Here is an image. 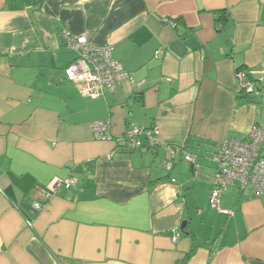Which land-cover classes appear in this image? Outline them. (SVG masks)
I'll return each instance as SVG.
<instances>
[{"label": "crops", "instance_id": "obj_1", "mask_svg": "<svg viewBox=\"0 0 264 264\" xmlns=\"http://www.w3.org/2000/svg\"><path fill=\"white\" fill-rule=\"evenodd\" d=\"M63 32L112 45L129 79L82 96ZM261 122L264 0H0V264H264V190L208 202L211 154ZM154 126L153 149L123 146Z\"/></svg>", "mask_w": 264, "mask_h": 264}, {"label": "built area", "instance_id": "obj_2", "mask_svg": "<svg viewBox=\"0 0 264 264\" xmlns=\"http://www.w3.org/2000/svg\"><path fill=\"white\" fill-rule=\"evenodd\" d=\"M62 37L65 48L76 55V59L64 69V76L78 87L82 96L92 99L103 97L107 92H114L123 81L129 79V74L122 65L113 59L112 45L96 47L89 42L86 35L74 36L63 32ZM236 76L240 90L253 93L254 87L247 82L245 73L237 71ZM91 127L102 140H111L109 121L95 122ZM159 134L158 126L149 129L131 127L124 131L121 142L128 151L143 152L156 146ZM183 160L189 166H199L192 155H184ZM209 161L215 170L209 205L221 214L231 215L220 204L221 196L227 188L250 190L256 196L264 190V127H252L244 140L226 139L216 147ZM172 166V159L165 163L167 171ZM74 183L73 179H68L63 186L69 189ZM54 190V185L42 189L40 192L43 200L35 202L33 208L36 211L42 210ZM178 238L179 234H175L172 241L176 242Z\"/></svg>", "mask_w": 264, "mask_h": 264}, {"label": "trees", "instance_id": "obj_3", "mask_svg": "<svg viewBox=\"0 0 264 264\" xmlns=\"http://www.w3.org/2000/svg\"><path fill=\"white\" fill-rule=\"evenodd\" d=\"M238 99L240 101L246 102V103H254L256 102V98L254 94L246 93L244 90H241L238 94Z\"/></svg>", "mask_w": 264, "mask_h": 264}, {"label": "rangeland", "instance_id": "obj_4", "mask_svg": "<svg viewBox=\"0 0 264 264\" xmlns=\"http://www.w3.org/2000/svg\"><path fill=\"white\" fill-rule=\"evenodd\" d=\"M260 126H264V124L261 122V123H260Z\"/></svg>", "mask_w": 264, "mask_h": 264}, {"label": "water", "instance_id": "obj_5", "mask_svg": "<svg viewBox=\"0 0 264 264\" xmlns=\"http://www.w3.org/2000/svg\"><path fill=\"white\" fill-rule=\"evenodd\" d=\"M183 228H184V225L181 226V229H182V230H183Z\"/></svg>", "mask_w": 264, "mask_h": 264}]
</instances>
